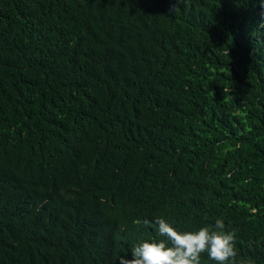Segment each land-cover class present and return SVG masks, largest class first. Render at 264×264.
<instances>
[{"label": "trees", "instance_id": "1", "mask_svg": "<svg viewBox=\"0 0 264 264\" xmlns=\"http://www.w3.org/2000/svg\"><path fill=\"white\" fill-rule=\"evenodd\" d=\"M260 6L0 0V264H118L136 198L131 226L149 198L181 232L223 220L232 264H264ZM104 179L137 183L96 210Z\"/></svg>", "mask_w": 264, "mask_h": 264}, {"label": "clouds", "instance_id": "2", "mask_svg": "<svg viewBox=\"0 0 264 264\" xmlns=\"http://www.w3.org/2000/svg\"><path fill=\"white\" fill-rule=\"evenodd\" d=\"M259 10L264 12V0ZM136 183L131 180L115 187L110 179L96 182L92 192L96 210L127 200ZM144 199L150 200L149 215L134 219L136 227L130 225L141 205V199L136 198L127 209L124 222L109 236L115 242L129 245L127 251L122 250L118 255V264H200L201 254L205 252L216 264H232L237 256L236 235L233 231H225L223 220L217 219L213 227L181 232L162 217L158 204L149 198ZM162 210L167 213L163 202Z\"/></svg>", "mask_w": 264, "mask_h": 264}]
</instances>
